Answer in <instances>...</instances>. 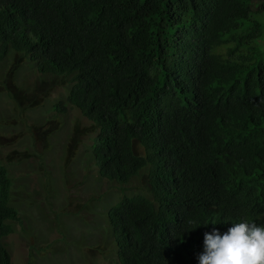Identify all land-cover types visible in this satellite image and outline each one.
I'll use <instances>...</instances> for the list:
<instances>
[{"label": "trees", "instance_id": "obj_1", "mask_svg": "<svg viewBox=\"0 0 264 264\" xmlns=\"http://www.w3.org/2000/svg\"><path fill=\"white\" fill-rule=\"evenodd\" d=\"M0 63L4 79L30 63L67 82L92 121L95 164L122 192L121 264H199L205 233L264 225V0H0ZM68 144L70 160L78 126ZM145 170L148 193L128 194ZM14 181L0 158V264Z\"/></svg>", "mask_w": 264, "mask_h": 264}, {"label": "rangeland", "instance_id": "obj_2", "mask_svg": "<svg viewBox=\"0 0 264 264\" xmlns=\"http://www.w3.org/2000/svg\"><path fill=\"white\" fill-rule=\"evenodd\" d=\"M3 67L0 63V71ZM48 78L35 66L24 71L21 92L43 94L16 103L6 88L18 83L0 74V158L15 180L12 202L20 215L11 222L13 232L6 240L12 264H115L117 245L108 210L122 192L100 175L91 151L96 132H90L92 121L68 100L67 82L53 84ZM19 114L26 115L20 120ZM45 123L49 132L42 140ZM76 126L80 144L67 160ZM15 148L24 154L10 163L6 155L12 151L13 160ZM127 189L131 195L147 194V170Z\"/></svg>", "mask_w": 264, "mask_h": 264}, {"label": "clouds", "instance_id": "obj_3", "mask_svg": "<svg viewBox=\"0 0 264 264\" xmlns=\"http://www.w3.org/2000/svg\"><path fill=\"white\" fill-rule=\"evenodd\" d=\"M31 67H33V65L26 63L19 72V76L6 79L18 83V86L15 88H13V83L11 85L8 84L9 86L6 88L7 93H9L10 90L18 92L23 90V72ZM21 93L24 97L23 100L32 97L29 93ZM42 94L43 93H40V95ZM33 106L34 104L31 103L30 107ZM42 127L44 132H49V130H46L48 127L46 123L42 124ZM191 229L193 228H189V230ZM115 253V264H121L122 249L118 247V244ZM198 260L199 264H264V225H257L255 222L245 220L234 223L233 226L228 228L222 235L216 229L211 233H205L204 250L202 253L198 254Z\"/></svg>", "mask_w": 264, "mask_h": 264}]
</instances>
